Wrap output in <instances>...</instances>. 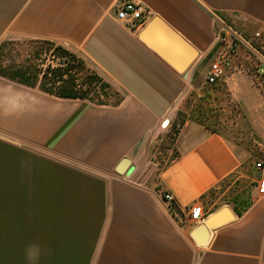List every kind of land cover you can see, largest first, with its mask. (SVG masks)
I'll return each mask as SVG.
<instances>
[{
    "label": "crops",
    "instance_id": "crops-1",
    "mask_svg": "<svg viewBox=\"0 0 264 264\" xmlns=\"http://www.w3.org/2000/svg\"><path fill=\"white\" fill-rule=\"evenodd\" d=\"M127 1L0 0V43L61 46L120 97L59 99L0 77V264H26L33 243L39 264H264L258 174L243 211L226 207L231 220L210 230L204 247L190 237L200 223L189 208L241 168L223 136L187 120L157 188L144 169L187 85L206 77L217 31L252 41L264 32V0H137L147 10L137 28L115 18ZM177 38L196 53L182 73L173 65L186 58ZM124 158L130 171L118 175Z\"/></svg>",
    "mask_w": 264,
    "mask_h": 264
},
{
    "label": "rangeland",
    "instance_id": "rangeland-1",
    "mask_svg": "<svg viewBox=\"0 0 264 264\" xmlns=\"http://www.w3.org/2000/svg\"><path fill=\"white\" fill-rule=\"evenodd\" d=\"M12 42L11 53L17 55L19 60L32 59L40 46L33 41ZM239 54L233 68L226 73L225 82L209 86L203 73L194 78L191 85H187L185 95L174 109V115L172 111L167 123L161 125L160 133L150 142L145 159L144 169L157 188L158 174L175 156V138L185 121L200 122L223 136L237 151L241 168L201 200L199 204L205 217H209L218 207L243 210L248 205L251 180L257 174L253 165L256 162L264 163V62L245 50ZM44 57L46 64H55L51 51L46 52ZM108 86L104 90L92 91L91 98L95 96V99L88 101L95 104L117 102L120 98L118 93ZM172 211L176 209L172 208Z\"/></svg>",
    "mask_w": 264,
    "mask_h": 264
},
{
    "label": "trees",
    "instance_id": "trees-1",
    "mask_svg": "<svg viewBox=\"0 0 264 264\" xmlns=\"http://www.w3.org/2000/svg\"><path fill=\"white\" fill-rule=\"evenodd\" d=\"M33 42H38L39 49L32 55V59L24 60L12 55V41L0 43L1 78L28 88H37L59 99H95V96L91 98L92 91L109 87L98 75L86 68L82 60L63 47L46 41ZM50 51L55 58L54 65L46 64L44 55ZM99 104L106 105L103 102ZM241 211L243 210L238 209L237 213Z\"/></svg>",
    "mask_w": 264,
    "mask_h": 264
},
{
    "label": "built area",
    "instance_id": "built-area-1",
    "mask_svg": "<svg viewBox=\"0 0 264 264\" xmlns=\"http://www.w3.org/2000/svg\"><path fill=\"white\" fill-rule=\"evenodd\" d=\"M146 15L147 10L141 2L130 0L118 7L115 18L120 23L137 28L145 24ZM241 50L249 52L257 60L264 62V32H256L252 36V41H246L233 30H218L215 34L213 58L205 77L206 84L217 85L225 73L233 68ZM261 52L263 53L261 54ZM253 168L258 174L254 191L257 195H264V163L256 162ZM162 199L170 206L175 201L174 197L168 193L164 194ZM206 218L201 204H195L189 208V220L204 223Z\"/></svg>",
    "mask_w": 264,
    "mask_h": 264
},
{
    "label": "water",
    "instance_id": "water-1",
    "mask_svg": "<svg viewBox=\"0 0 264 264\" xmlns=\"http://www.w3.org/2000/svg\"><path fill=\"white\" fill-rule=\"evenodd\" d=\"M178 39V38H177ZM180 43V50L185 54L184 63L181 66H177V64H173L174 67L178 72H183L184 69L192 62L195 58L196 53L194 50L188 46L185 42L178 39ZM131 162L124 158L115 168V172L118 175H126L130 171ZM231 220V216L226 208H222L220 211L212 214L211 216L207 217L204 223L198 224L191 232L190 237L195 242L198 247H204L208 238H209V231L213 230L214 228L229 222Z\"/></svg>",
    "mask_w": 264,
    "mask_h": 264
},
{
    "label": "clouds",
    "instance_id": "clouds-1",
    "mask_svg": "<svg viewBox=\"0 0 264 264\" xmlns=\"http://www.w3.org/2000/svg\"><path fill=\"white\" fill-rule=\"evenodd\" d=\"M42 255V249L39 244L28 245L24 250L26 264H39Z\"/></svg>",
    "mask_w": 264,
    "mask_h": 264
}]
</instances>
